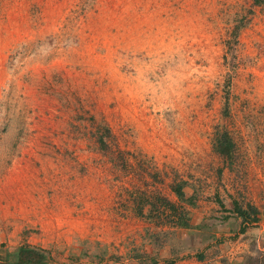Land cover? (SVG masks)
Masks as SVG:
<instances>
[{
	"label": "rangeland",
	"instance_id": "rangeland-1",
	"mask_svg": "<svg viewBox=\"0 0 264 264\" xmlns=\"http://www.w3.org/2000/svg\"><path fill=\"white\" fill-rule=\"evenodd\" d=\"M261 1L0 0V264H264Z\"/></svg>",
	"mask_w": 264,
	"mask_h": 264
},
{
	"label": "trees",
	"instance_id": "trees-1",
	"mask_svg": "<svg viewBox=\"0 0 264 264\" xmlns=\"http://www.w3.org/2000/svg\"><path fill=\"white\" fill-rule=\"evenodd\" d=\"M256 4L260 5L262 3L261 0H255ZM234 146V142L233 139L231 138V136L228 133H224V135H221L219 137L216 138V147L219 150H222L223 152L229 154V152L231 151L232 147ZM173 191L176 193V195L178 197H180L181 199L184 198L185 196V191L183 190V186L181 184H177L173 187ZM158 200L162 203V205L164 206L163 208H161V204L159 206V209H162V213L165 214L166 210L168 209V212H172L173 214L175 213L174 218L172 219L173 223H176L177 225H187V221L183 220V215L181 216H177L178 214V208H180V206H178L175 202H173L172 200H170L168 197L166 196H158ZM152 203H156L153 202ZM236 209L239 213V215L242 216L243 218V223L245 224L246 222V218H247V214H250L248 211L243 210L236 202ZM177 216V217H176ZM181 217V218H180ZM176 218V219H175ZM245 227H243L244 230ZM15 257L11 256V254H9L6 257V263L7 264H42L44 262H47L49 257L51 256V253L49 251H47L45 248H41V247H37V246H30V245H25V246H21L16 254Z\"/></svg>",
	"mask_w": 264,
	"mask_h": 264
},
{
	"label": "crops",
	"instance_id": "crops-1",
	"mask_svg": "<svg viewBox=\"0 0 264 264\" xmlns=\"http://www.w3.org/2000/svg\"><path fill=\"white\" fill-rule=\"evenodd\" d=\"M181 263H183L182 261H181V259L179 260V262H175V264H181ZM187 263V262H186ZM183 264H185V263H183Z\"/></svg>",
	"mask_w": 264,
	"mask_h": 264
}]
</instances>
